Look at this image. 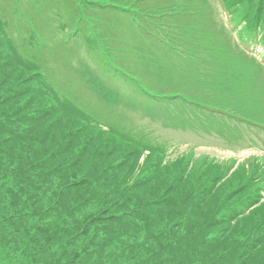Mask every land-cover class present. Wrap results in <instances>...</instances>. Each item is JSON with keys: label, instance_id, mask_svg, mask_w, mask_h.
I'll use <instances>...</instances> for the list:
<instances>
[{"label": "trees", "instance_id": "1", "mask_svg": "<svg viewBox=\"0 0 264 264\" xmlns=\"http://www.w3.org/2000/svg\"><path fill=\"white\" fill-rule=\"evenodd\" d=\"M209 1L132 0L141 42L116 39L132 68L125 78L162 126L264 150V62L245 49L264 46V0H222L230 29ZM10 22L0 5V264H264V155L169 157L144 128L102 129L20 52ZM13 61L39 95L10 73ZM22 91L27 99L6 107ZM43 118L47 130L29 137Z\"/></svg>", "mask_w": 264, "mask_h": 264}, {"label": "rangeland", "instance_id": "2", "mask_svg": "<svg viewBox=\"0 0 264 264\" xmlns=\"http://www.w3.org/2000/svg\"><path fill=\"white\" fill-rule=\"evenodd\" d=\"M131 1L0 0V5L13 21L10 22L9 32L20 52L39 64L47 77L45 79L61 94L73 99L96 117L103 124L102 129L106 130L114 122H122L120 124L135 132L134 126L144 128L152 139L168 145L169 157L188 148L195 155L207 153L222 159L234 156L239 161L249 155H264V150L258 147L233 150L230 147L233 144L215 131L206 134L181 124L174 128L162 126L158 120H153L139 110L138 103L144 93L125 78L127 73L132 72V68L129 57L121 60L122 55H126V47L119 48L121 44L116 40L123 37L128 43L140 45V18L134 20ZM209 3L216 24H224L230 29V16L223 1L210 0ZM104 5L111 6L103 7ZM136 22L138 23L133 24ZM146 26L151 27L150 24ZM245 49L248 53L255 54L263 49V44L256 43ZM261 57L262 55L259 56L260 59ZM10 66V73L23 78V82H27L24 85L27 89L38 91V86L30 87L33 79L30 70L16 61ZM36 94L39 95V92ZM27 97L24 91L19 92L6 107L23 103ZM21 111L26 113L25 108ZM51 121L38 119L35 125L38 129L29 131L28 136L46 131ZM58 128L55 125L52 130ZM93 133L96 134L95 131ZM83 134L89 135V131ZM98 139L99 146L108 142L106 138ZM5 143L0 148V169L7 159L8 148ZM99 146H95L93 142L87 156L95 155ZM125 154L129 157L126 152ZM143 157L145 155L139 159L134 158L141 162ZM130 158L128 165L132 163ZM5 253V250H0V262Z\"/></svg>", "mask_w": 264, "mask_h": 264}]
</instances>
